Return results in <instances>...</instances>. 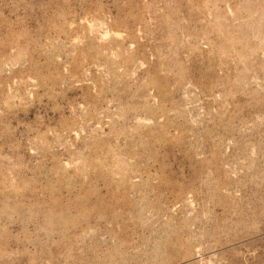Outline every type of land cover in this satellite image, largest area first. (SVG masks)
I'll return each instance as SVG.
<instances>
[{
	"label": "rangeland",
	"instance_id": "374dc122",
	"mask_svg": "<svg viewBox=\"0 0 264 264\" xmlns=\"http://www.w3.org/2000/svg\"><path fill=\"white\" fill-rule=\"evenodd\" d=\"M0 264H264V0H0Z\"/></svg>",
	"mask_w": 264,
	"mask_h": 264
}]
</instances>
